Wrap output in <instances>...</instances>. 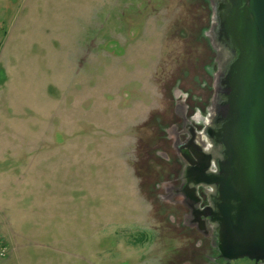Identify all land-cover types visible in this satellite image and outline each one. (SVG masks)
Instances as JSON below:
<instances>
[{
	"label": "rangeland",
	"instance_id": "374dc122",
	"mask_svg": "<svg viewBox=\"0 0 264 264\" xmlns=\"http://www.w3.org/2000/svg\"><path fill=\"white\" fill-rule=\"evenodd\" d=\"M216 4L0 1V235L14 264H207L174 190L179 142L207 133L193 114L216 118Z\"/></svg>",
	"mask_w": 264,
	"mask_h": 264
},
{
	"label": "water",
	"instance_id": "95a60500",
	"mask_svg": "<svg viewBox=\"0 0 264 264\" xmlns=\"http://www.w3.org/2000/svg\"><path fill=\"white\" fill-rule=\"evenodd\" d=\"M216 7L211 34L222 71L214 126L205 130L219 171L210 173L209 166L200 169L198 160H188L198 166L194 172L199 182L215 189L208 215L221 256L260 260L264 259V0H217Z\"/></svg>",
	"mask_w": 264,
	"mask_h": 264
},
{
	"label": "flooded vegetation",
	"instance_id": "af4514ba",
	"mask_svg": "<svg viewBox=\"0 0 264 264\" xmlns=\"http://www.w3.org/2000/svg\"><path fill=\"white\" fill-rule=\"evenodd\" d=\"M193 97L194 96H192V99ZM205 108L199 109L200 112L203 113ZM192 109L196 110L197 106L193 105ZM193 117H196L195 113ZM203 117L204 116H202V118ZM192 134L197 135L196 132H192ZM191 139L179 142L183 157L179 156V158H177L175 162L176 171L180 177L185 171L186 175L185 178L182 179L183 185L179 191L178 189L174 190V195L178 194V192L182 195V199H178L179 206L181 209H188V211H184V217L190 215L189 220H185V225H188L186 229L189 230L192 237H198L197 241L199 243L197 244L196 242V244L199 245L198 249L202 257L207 261V264H264V259L256 260L248 257L228 260L221 256L218 251L215 226L212 223L213 218L208 215L209 212H211L209 207L212 206V193L215 190L211 191L210 188H214L213 186L207 184L203 185L199 182L200 176L194 172L195 168H198V166L191 164L188 160L189 157L198 160L200 169H204L207 166L210 167L212 157L209 152L204 154L203 151H200L196 141ZM179 140L181 139L179 138ZM199 145L201 147L203 146L201 141Z\"/></svg>",
	"mask_w": 264,
	"mask_h": 264
},
{
	"label": "clouds",
	"instance_id": "9594fccd",
	"mask_svg": "<svg viewBox=\"0 0 264 264\" xmlns=\"http://www.w3.org/2000/svg\"><path fill=\"white\" fill-rule=\"evenodd\" d=\"M193 119L198 124L202 123L204 125V128H207L210 125V123H211V121H210L208 116H204L202 120H197V119H195V117H193ZM199 136L205 142L203 144V146H202V150L205 153H208L212 149L213 143L209 140L208 135L205 134L204 129H201L199 131ZM196 143L199 145L200 144V139L196 140ZM221 158H223V157H221ZM207 171L210 172V173H217L219 171L218 166H217V162H216L215 159L211 160L210 167H209V169ZM210 190L214 191L215 189L214 188H210Z\"/></svg>",
	"mask_w": 264,
	"mask_h": 264
},
{
	"label": "built area",
	"instance_id": "2783aa9c",
	"mask_svg": "<svg viewBox=\"0 0 264 264\" xmlns=\"http://www.w3.org/2000/svg\"><path fill=\"white\" fill-rule=\"evenodd\" d=\"M8 256V247L5 243V240L0 235V264L3 260H5Z\"/></svg>",
	"mask_w": 264,
	"mask_h": 264
},
{
	"label": "crops",
	"instance_id": "0c3cea01",
	"mask_svg": "<svg viewBox=\"0 0 264 264\" xmlns=\"http://www.w3.org/2000/svg\"><path fill=\"white\" fill-rule=\"evenodd\" d=\"M0 1H2V0H0ZM6 244H7V243H6ZM7 246H9V245L7 244ZM9 249H10V248H9ZM2 264H14V261H13V259L11 258L10 251H9V256H8V258H7Z\"/></svg>",
	"mask_w": 264,
	"mask_h": 264
}]
</instances>
